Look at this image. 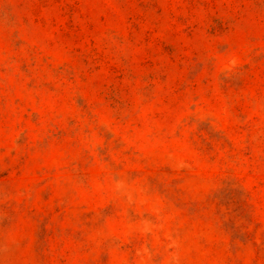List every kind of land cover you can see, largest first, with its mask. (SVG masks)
<instances>
[{
  "label": "rangeland",
  "instance_id": "obj_1",
  "mask_svg": "<svg viewBox=\"0 0 264 264\" xmlns=\"http://www.w3.org/2000/svg\"><path fill=\"white\" fill-rule=\"evenodd\" d=\"M0 264H264V0H0Z\"/></svg>",
  "mask_w": 264,
  "mask_h": 264
}]
</instances>
